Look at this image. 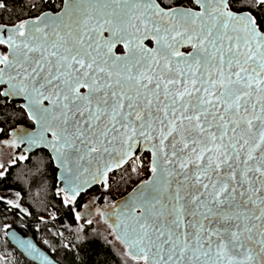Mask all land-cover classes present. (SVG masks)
I'll list each match as a JSON object with an SVG mask.
<instances>
[{
	"label": "snow or ice",
	"instance_id": "1",
	"mask_svg": "<svg viewBox=\"0 0 264 264\" xmlns=\"http://www.w3.org/2000/svg\"><path fill=\"white\" fill-rule=\"evenodd\" d=\"M53 2L28 0L37 15L0 24V124L35 126L11 128V142L51 153L77 221L94 185L147 168L97 209L135 264H264V0ZM20 198L0 193V215H30ZM18 243L39 264H88L87 234L59 258Z\"/></svg>",
	"mask_w": 264,
	"mask_h": 264
},
{
	"label": "trees",
	"instance_id": "2",
	"mask_svg": "<svg viewBox=\"0 0 264 264\" xmlns=\"http://www.w3.org/2000/svg\"><path fill=\"white\" fill-rule=\"evenodd\" d=\"M4 2L8 10H0V20L11 23L9 19L11 20L13 12H20L24 6L18 0H4ZM25 119L9 120L7 124H0V127L5 129L0 137H7L11 128L23 123ZM8 165L10 174L7 180L0 181V193H6L9 188L19 191L22 206L31 214L25 215L14 211L6 216L0 215V256H6L5 259L0 257V264H36L25 258L7 239L3 229L5 224H10V229L31 237L41 249L54 258L64 255V243H76L79 237L87 234L89 243L86 245L85 260L88 264H129L125 259L128 256L124 257L121 250L116 248L109 237L102 230L97 229L94 223L91 225L84 223L81 228L78 227V221L70 209L63 206L61 198L57 195L55 171L49 166L51 162L49 163L45 157L43 149L34 151L24 160L16 159L15 163L11 162ZM121 171L123 170H119ZM128 175L125 173L127 182H121L119 187L113 183V188L107 191L110 198L116 199L124 195L134 184L143 179L138 174H131L129 179ZM112 180L119 181L120 175ZM98 189V186L92 187L90 194H98ZM85 203L86 196H83L78 201L76 210L79 211ZM2 208L3 205H0V209ZM49 213L53 215L49 217ZM53 216L56 218L52 219ZM60 233L63 235L61 236ZM54 248L57 252H52Z\"/></svg>",
	"mask_w": 264,
	"mask_h": 264
},
{
	"label": "flooded vegetation",
	"instance_id": "3",
	"mask_svg": "<svg viewBox=\"0 0 264 264\" xmlns=\"http://www.w3.org/2000/svg\"><path fill=\"white\" fill-rule=\"evenodd\" d=\"M18 1H21V2L23 3L24 9H23V10H20V12H18V13H17V12H13L11 20L9 19V21H10L11 23H8V22H6V21L0 20V24H9V25H11V24H13V23L18 22V21L21 20V19H27V18H29V17H33V16H35V15L38 14L37 11H35V10H30V9L26 6L28 0H18ZM61 3H62V0H54V2H53V4H52V10H53V11H57V10H59V6L61 5ZM42 10H48V6H47V5L43 6V9H42ZM15 13H16V14H15ZM184 50L187 51V50H189V49H184ZM117 51H118V52H122L123 49H122L121 47H118V48H117ZM18 126H25V127H29V128H34V127H35V126L32 125L31 122L28 121L27 119L23 120V123L16 125V127H18ZM9 132H10V131H9ZM6 141H7V143H6ZM0 144H2V145H4V146H10V147L12 148V152H11L12 154H11L10 159H9V161L7 162V164H9V163L15 161L16 159H19L18 157H19L20 155H23V156L28 157V156H29L31 153H33L34 151H36V150H40V149H34L33 151H30L29 153H27V152H25L26 150H24V151L22 150L24 147H26V144H25V145H24V144H19V145H17V144H15V143H12V142H11V138H10L9 135H7V137H4V138L0 137ZM41 149H43V148H41ZM43 152L45 153V157L48 159L49 163L51 162V165H49V166H50L52 169H54V171H55V176H56V178H57V174H58V171H59V170L56 169L55 164L52 162L50 152H49L47 149H43ZM145 155H147V154H145ZM19 160H20V159H19ZM111 175H112V178H117V177L120 175V172L117 171V172L112 173ZM57 186H58V185H57ZM96 186L99 187V189H98V194H96V195L90 194V195H92V196H99V199H97V200L95 201V203H92L96 208H98V209H102L103 207H106V206L112 204L113 201H115V200L117 199V198H116V199H112V198H110L109 194H108L107 192H104V190H103V188H102L101 186H99V185H96ZM93 187H94V186H93ZM101 188H102V190H100ZM102 195H103V197H102ZM118 198H119V197H118ZM89 199H90V196H86V203L88 202ZM82 208H83V207H82ZM82 208H81V209H82ZM81 209H80V210H81ZM80 210H79V211H80ZM99 215H100V212H99ZM94 225H95V224H94ZM104 225H105V224H104ZM105 226H106V225H105ZM107 227H108V226H107ZM109 229H110V228H109Z\"/></svg>",
	"mask_w": 264,
	"mask_h": 264
},
{
	"label": "rangeland",
	"instance_id": "4",
	"mask_svg": "<svg viewBox=\"0 0 264 264\" xmlns=\"http://www.w3.org/2000/svg\"><path fill=\"white\" fill-rule=\"evenodd\" d=\"M12 152V148L10 146H4L2 144H0V163H7L10 159V156H11V153ZM149 175V174H148ZM147 175V176H148ZM138 176L140 178H144L143 174H138ZM98 208H96L93 204H89V207L88 209H85L84 207L79 211L81 212L82 216L83 214L87 211V212H90L92 213V215L90 216H83V218L78 221V227L81 228L85 221L87 219H91L92 220V223L95 224L96 228L97 229H100L102 230L110 239V241L113 243V245L120 249L123 254H124V250H123V247L119 244V242L116 241V239L114 238V236L111 233L109 227L105 226L104 223L102 222L101 218H100V215H99V211H97ZM53 214L49 213L48 216H52ZM122 254V255H123ZM125 257V255H123ZM1 258L5 259L6 256L3 255V256H0ZM126 261L129 263V264H135L134 261L131 260V258L129 257H125Z\"/></svg>",
	"mask_w": 264,
	"mask_h": 264
},
{
	"label": "water",
	"instance_id": "5",
	"mask_svg": "<svg viewBox=\"0 0 264 264\" xmlns=\"http://www.w3.org/2000/svg\"><path fill=\"white\" fill-rule=\"evenodd\" d=\"M190 50V49H189ZM185 51V50H184ZM18 127H21V126H18ZM22 127H25V126H22ZM25 128H28V129H34V128H29V127H25ZM25 145V144H24ZM26 148H27V145H26V147H24L22 150L24 151V150H26ZM35 148H33V149H31V150H28V151H25V152H27V153H29L30 151H33ZM51 154V153H50ZM59 171H58V174H57V177L59 176ZM148 177V176H147ZM147 177H145V178H143V179H146ZM143 179H141V180H143ZM141 180H139L137 183H139ZM136 183V184H137ZM136 184H134L124 195H122V196H120L119 198H117L115 201H113V203L114 202H119V201H121L122 199H124V198H126L127 197V194L129 193V192H131L132 191V188H134L135 186H136ZM57 185H58V188H59V186H60V184H59V181H58V179H57ZM94 186H96V185H94ZM112 203V204H113ZM112 204H110V205H108V206H106V207H103L102 208V210H103V212L104 213H110L111 212V205ZM100 218H101V220H102V222L106 225V226H108V223H111V221L109 220L108 221V223H105V219H106V217H104V216H102L101 214H100ZM110 231H111V229H110ZM8 232L10 233V235H8L7 236V239L24 255V257L25 258H27L28 260H30V261H32V262H34V263H36V264H39V261L38 260H36V259H34L24 248H22L21 246H20V244L18 243V241H28V242H31L37 249H39V251L40 252H42V253H44L45 255H48V256H50L46 251H44L43 249H41L36 243H35V241L31 238V237H29V236H24V235H22L21 233H19L18 231H16L15 229H9L8 230ZM11 233H15V238H13L12 236H11ZM113 235V234H112ZM114 236V235H113ZM114 238H115V236H114ZM117 242H119L118 240H116ZM119 244L123 247V250H124V252H125V248H124V246L119 242Z\"/></svg>",
	"mask_w": 264,
	"mask_h": 264
},
{
	"label": "built area",
	"instance_id": "6",
	"mask_svg": "<svg viewBox=\"0 0 264 264\" xmlns=\"http://www.w3.org/2000/svg\"><path fill=\"white\" fill-rule=\"evenodd\" d=\"M125 167H127V166H125ZM142 174L144 175V176H143L144 178L147 177V175L149 174L148 171H147V168H144V169L142 170Z\"/></svg>",
	"mask_w": 264,
	"mask_h": 264
}]
</instances>
